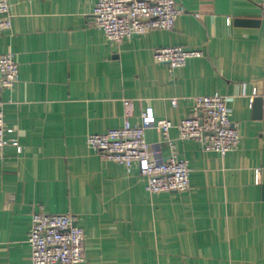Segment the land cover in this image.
Segmentation results:
<instances>
[{
  "label": "crops",
  "instance_id": "0c3cea01",
  "mask_svg": "<svg viewBox=\"0 0 264 264\" xmlns=\"http://www.w3.org/2000/svg\"><path fill=\"white\" fill-rule=\"evenodd\" d=\"M7 1L11 27L0 53L14 56L18 80L0 91L14 129L0 157V264H31L33 212L77 216L79 264H264V0H175L183 12L171 30L120 44L94 26L97 0ZM167 46L202 56L169 70L152 57ZM213 93L229 97L240 141L221 156L170 128L190 169L186 191L150 194L135 167L103 162L86 144L87 134L139 123L146 107L176 123L193 96ZM252 95L262 101L258 118ZM145 136L162 141L153 126Z\"/></svg>",
  "mask_w": 264,
  "mask_h": 264
},
{
  "label": "built area",
  "instance_id": "2783aa9c",
  "mask_svg": "<svg viewBox=\"0 0 264 264\" xmlns=\"http://www.w3.org/2000/svg\"><path fill=\"white\" fill-rule=\"evenodd\" d=\"M182 12L183 8L175 0H97L92 15L94 26L103 32L106 40L120 44L150 30H171ZM11 18L10 4L0 0V35L11 27ZM200 56L201 51L181 46L158 47L152 54L154 62L167 64L169 70L184 66L189 58ZM17 80L18 64L14 56L0 53V91L10 89ZM253 95L249 98L250 106ZM228 101V96L218 93L193 96L188 115L176 123L156 119L152 108L146 107L141 111L139 123L131 124L125 119L119 127L87 134L86 144L103 162L122 164L127 173L135 167L144 189L150 194L183 192L189 188L190 169L174 152L168 131L174 127L180 139H194L203 151L223 156L235 150L240 141L238 128L230 119ZM170 103L176 106V98H171ZM3 105L0 100V157L8 144L5 134L14 131L5 124ZM152 126L162 134V141L157 144H151L145 136V131ZM161 143L170 150L166 158L161 156ZM10 144L20 152L16 138ZM254 182L259 183V170L255 171ZM27 241L31 264H79L85 260L83 229L77 224V216L70 212H33Z\"/></svg>",
  "mask_w": 264,
  "mask_h": 264
},
{
  "label": "water",
  "instance_id": "95a60500",
  "mask_svg": "<svg viewBox=\"0 0 264 264\" xmlns=\"http://www.w3.org/2000/svg\"><path fill=\"white\" fill-rule=\"evenodd\" d=\"M236 22L239 24H244V25H248V24H254L257 23L254 20H244V19H236ZM252 109L254 112V116L255 117H260V113L262 110V101L260 97H255L253 100V104H252Z\"/></svg>",
  "mask_w": 264,
  "mask_h": 264
}]
</instances>
